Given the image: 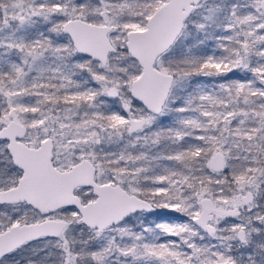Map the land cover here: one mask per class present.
<instances>
[{
    "label": "snow or ice",
    "instance_id": "obj_1",
    "mask_svg": "<svg viewBox=\"0 0 264 264\" xmlns=\"http://www.w3.org/2000/svg\"><path fill=\"white\" fill-rule=\"evenodd\" d=\"M0 264H264V0H0Z\"/></svg>",
    "mask_w": 264,
    "mask_h": 264
}]
</instances>
